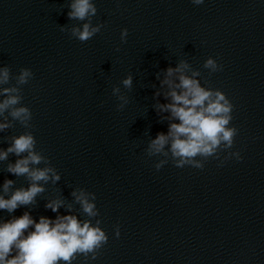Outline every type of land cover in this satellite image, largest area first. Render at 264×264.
I'll return each mask as SVG.
<instances>
[{"label":"water","instance_id":"1","mask_svg":"<svg viewBox=\"0 0 264 264\" xmlns=\"http://www.w3.org/2000/svg\"><path fill=\"white\" fill-rule=\"evenodd\" d=\"M69 0H0V66L12 74L30 68L34 74L23 85V104L32 112L30 129L61 180L45 187L34 208H18L0 219L29 211L55 219L46 199L62 196L71 203L74 188L96 195L101 227L110 245L169 218L264 180V0H94L93 24L104 26L92 39L80 42L61 31L79 21L68 19ZM127 28V42L121 30ZM119 48V51L116 49ZM212 57L223 70L209 75L203 68ZM186 60L199 70L202 86L222 90L234 105L232 126L239 132L232 157L221 164L209 159L203 169L177 168L171 160L160 170L145 149L150 138L168 130L153 105L168 67ZM133 75V87L121 81ZM12 83H15L13 80ZM153 85L156 87L154 88ZM119 86L129 103L117 110L112 88ZM164 115H167L165 113ZM18 123L0 133L19 135ZM147 132V134H146ZM227 153H221V160ZM17 157L9 156L10 162ZM16 187H27L23 177L3 171ZM43 167V165H40ZM59 214H68L64 208ZM73 214L86 219L79 205ZM119 225L120 235L115 228ZM104 246V247H105ZM82 257L78 256V258Z\"/></svg>","mask_w":264,"mask_h":264},{"label":"clouds","instance_id":"2","mask_svg":"<svg viewBox=\"0 0 264 264\" xmlns=\"http://www.w3.org/2000/svg\"><path fill=\"white\" fill-rule=\"evenodd\" d=\"M192 3L201 5L204 0H192ZM67 7L68 19L82 23L70 28L60 26L62 32L68 31L84 43L101 31L103 22L93 24V17L98 12L94 0H69ZM127 36L128 29H122V43L127 42ZM203 68L211 75L222 71L223 65L209 57ZM33 76L30 68H21L13 75L10 67L0 66V133L14 128L16 122L25 129L19 135L3 137L9 146L0 148V162H7L3 171L17 178L23 177L27 182V187H16V181L5 179L0 185V210L9 214L21 207L34 208L37 197L47 191L45 186L49 183L56 185L61 180L49 158L42 150H37V140L30 130L33 127L32 112L22 103V86ZM160 76L157 73L160 87L154 97L163 96L167 102L161 103L157 99L153 108L160 115L161 122H169L168 130L150 138L145 149L149 157H163L155 163L156 170L170 160L177 168L190 166L196 169H203L210 158L220 160L221 164L232 157L241 160L239 151H231L239 130L231 125L234 105L228 96L220 89L202 86L198 79L201 72L184 59L175 67L164 70L163 79ZM121 84L131 90L133 75L129 74ZM112 95L119 101L117 110L129 103L128 96L119 86L112 88ZM221 153H227L223 160ZM10 155L17 157L14 163L9 161ZM71 196V203L62 196L46 199L44 206L57 213L55 219L40 216L37 221L29 211L19 217L0 219V264H73L81 255L85 261L95 260L108 243V235L100 226L102 221L95 219L93 223V219L99 216L96 195L84 188H74ZM74 205H79L86 219L73 214ZM61 208L68 214H59ZM115 235H120L119 225L115 228Z\"/></svg>","mask_w":264,"mask_h":264}]
</instances>
